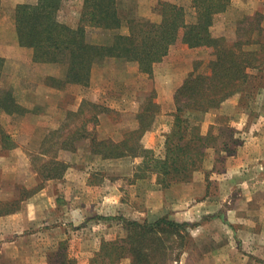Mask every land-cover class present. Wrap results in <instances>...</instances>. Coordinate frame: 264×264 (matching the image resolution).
<instances>
[{
	"label": "crops",
	"instance_id": "1",
	"mask_svg": "<svg viewBox=\"0 0 264 264\" xmlns=\"http://www.w3.org/2000/svg\"><path fill=\"white\" fill-rule=\"evenodd\" d=\"M263 2L264 0H243V6L239 9L249 15L251 14L250 8L257 10L259 8L256 6ZM163 3L183 7L186 13L187 23H196L197 14L193 8V0H118V11L123 20L122 26L112 31L98 29L97 33L93 36L94 41L92 42L90 40L91 43L108 45L112 43L117 35H128L129 20L134 19L160 23L162 21L160 7ZM234 11L228 8L222 15L218 14L215 17L212 30L214 31L215 27L219 25L225 27L229 23L235 24L236 22H233L234 20L231 19ZM221 16L222 19H219ZM203 50L205 49L172 47L169 55L162 62L154 66L152 76L142 73L136 63H126L127 66L122 65L123 67H121L118 62V65H115V67L111 66L110 70L107 71V66H109L107 62L110 59H105L99 63L100 65L97 64L93 67L89 86L67 84L68 66L66 64L35 63L33 61V51L30 49L23 47L15 48V52H18L19 56L16 55L14 58L17 59L15 62L19 61L22 64H19V66L24 67L25 73L21 74V77H23L21 79H29L28 83L30 85L33 80L38 78L44 80V83L39 82V88L37 90L32 87L34 86L32 84L31 87L33 89L30 88L31 90L24 92L27 93L24 95V98L29 95L32 101H37L39 106L44 105L47 107L52 105L61 112L62 110L77 111L85 102L95 103L104 109L102 113H99L98 117V137L100 140L105 139L106 141H112L114 143L123 141V133L126 130H138L139 121L137 120V115L139 113V96L136 92L130 95L124 91H116L113 84L119 82L117 80L109 81L111 79L109 77L110 73H113L114 69H117L120 72H124L125 75L127 73H135L138 80L150 78L154 84L155 101L159 105L160 112L155 119L153 129L144 135L141 144L146 149L156 150L158 153L156 155H162L165 142L163 140V134L169 133L173 127L176 111L175 93L183 84L186 74L193 71L194 59H197L199 52ZM111 61L117 60L111 59ZM11 66L13 67V64ZM174 74L177 77L176 80ZM48 78L53 79L54 82H49V84L45 83ZM40 88L44 92L41 93V96H37ZM33 106L38 107L34 104ZM26 108L34 113H28L25 116V121L34 119L35 125L38 123L42 127V124H44L52 130L57 129L55 127L58 126V121L56 123V120L46 121L42 119L41 117L45 115L41 114V112H35L31 105L26 106ZM249 113L248 110L240 105L239 99H230L218 110L205 114L203 123L200 124L203 135H206L211 127L214 129V134L218 135V130L222 126H219V123L217 124L216 118L225 115L231 118V126L236 131L235 137H239L241 141L238 143L239 145L234 147V153L232 155H227L223 151V153H226L222 157L226 159L224 171H218L219 162L217 161L218 156L216 150L209 149L202 169L195 172L191 182L163 189L157 183V176L154 174L151 175L149 173L147 178H139L140 168L138 166L143 164L142 158L132 159L131 161L127 158L112 160L100 159L97 161L101 163L102 168L98 169H93L91 165L94 164L90 162L85 163L87 168H80L81 172L78 171L79 169H75V171L71 168L70 173L64 179L66 188L63 190L64 193H62L63 195L66 194L68 199L73 201L72 204H69L64 214L69 217L73 215L76 217L77 215L79 218L82 217L80 219L83 220L87 215H90L91 210L86 209L88 207V201L84 200L85 202L73 205L74 200L76 198H82L84 195L86 197L88 195H98L100 192L107 194V191L103 192L105 190L102 189L103 187L95 188L96 186L92 184L97 172H100L97 175L104 179L108 177L109 181L112 182L111 184H113L111 186L113 191H117L119 197L124 196L127 190L119 182L123 179L119 178V175L125 170L124 166L129 163L132 174L130 186L132 187V196L135 201V219L143 222H155L164 216H169L182 223H198V226L191 232V236L194 238L198 237L199 241L209 239L211 241L210 243L213 244L214 247L206 249L204 252H197V260L193 259V254H190L191 252H184L181 264H264V151H262L264 150V140L261 139L260 135V132L264 133V115L254 120ZM112 115H121V117L128 115L131 119L133 117L134 124H126L125 121L116 122L112 119ZM255 121L257 124L254 123ZM106 124H108L107 128ZM253 126L254 128H252ZM22 127L23 130L28 129V125ZM32 131L34 130H31L29 134H32ZM30 139L26 144L31 143ZM82 145L88 151L91 150L90 139H87ZM20 148L22 151L24 150L23 145ZM253 149H260L261 152L258 154V151L253 153ZM1 150L4 152L8 151L5 149ZM15 151L18 150L15 149ZM73 154H78V151ZM0 155L3 154L0 153ZM14 163L16 162L13 161L12 165ZM72 166L76 167L75 165ZM92 172H95V174H92ZM208 173L209 176L207 178ZM0 181H3L1 177ZM52 182L55 183V181H49L47 187L43 188L31 201H28L29 199L22 201L20 211L0 217V221L4 222L2 224L4 228L0 230V241L3 242L2 245L7 244L5 246L9 247L12 243L23 240L22 235L28 229L29 224L27 220V217H29L27 216L28 211L32 212V209L41 206L42 196L49 195L53 197V199L51 198V208L53 211L55 208L58 209L59 206H63V202L58 203L59 195L57 194L54 199V192L48 187ZM210 182H213V186H210ZM143 184L145 187L138 189ZM4 197L5 199L14 198L12 193L2 194L0 191V199ZM37 216L42 215H36L35 217ZM35 217L28 219L29 221L30 219L36 220ZM45 221H42L41 226L43 227L36 228L37 230L35 232L37 233L34 235L44 232ZM97 225H99L97 229L99 232H104L110 228V225ZM38 227L40 226L38 225ZM56 229L60 231L61 226L59 225ZM64 233H66V229ZM116 234L121 235L120 232H110L101 237V239ZM100 240L93 241L95 242L93 252L97 250ZM71 242L73 244L72 249H78L79 256L87 259L91 258L92 253L88 257L83 254L84 249L81 248L80 241L72 240ZM43 251L40 252V249H38L35 252L36 254L32 255L34 257L31 256V259L41 260L44 264L45 257L43 256ZM126 261L130 262L129 260Z\"/></svg>",
	"mask_w": 264,
	"mask_h": 264
},
{
	"label": "trees",
	"instance_id": "2",
	"mask_svg": "<svg viewBox=\"0 0 264 264\" xmlns=\"http://www.w3.org/2000/svg\"><path fill=\"white\" fill-rule=\"evenodd\" d=\"M65 1L38 0L35 5H19L14 10V17L20 46L33 51L35 63L66 64L67 84H88L93 67L109 58L136 63L142 73L152 76L154 66L169 55L172 47L205 49L212 53L208 72H199L195 67L175 93L174 123L163 157L139 142L160 112L156 105L148 124L144 122V113L150 106L143 108L137 117L139 129L127 134L123 142L99 140L95 134L91 136L87 130L81 131L79 139L89 138L94 153L104 159L141 157L142 175H156L157 183L163 189L191 182L194 173L202 169L209 149H215L217 155L223 148L227 155L234 153L230 148L232 140L216 136L212 127L206 135L202 134L200 115L219 109L236 93H246L250 80L248 70L264 67V26L262 19L256 18L258 14L241 20L238 29L243 34L231 41L226 36H214L212 32L215 17L227 11L231 0H193L197 14V21L193 24L187 23L183 7L163 3L160 23L129 20L128 35H117L108 45H96L89 40L88 28L112 31L122 26L118 0H86L82 19L75 28L59 18ZM252 46L257 49L246 50ZM3 66L4 60L0 58V77ZM29 112L18 102L13 88H0V113L22 118ZM92 121L96 124L97 116H93ZM86 126L85 122L79 130L86 129ZM0 134L2 137L6 135L1 128ZM54 136L61 138L58 149L69 147L76 150L72 142H68V139L72 141V136L62 139L60 131L54 132ZM105 145H108L105 150L100 148ZM222 159L218 155L219 164L224 163ZM189 226L169 216L155 222H128L124 224V235L102 238L91 258L79 256L78 249H72V242L70 248L68 242H63L50 264H121L124 260L131 264H167L178 261L169 254L171 238L180 241L182 248Z\"/></svg>",
	"mask_w": 264,
	"mask_h": 264
},
{
	"label": "rangeland",
	"instance_id": "3",
	"mask_svg": "<svg viewBox=\"0 0 264 264\" xmlns=\"http://www.w3.org/2000/svg\"><path fill=\"white\" fill-rule=\"evenodd\" d=\"M85 1L86 0L65 1L59 12V18L61 22L75 28L82 19ZM37 2L38 0H0V58L4 60L3 72L0 77V88L3 89L13 88L17 100L22 106L28 107V105H31L34 108L35 112H39V113L41 112V114L45 115L44 117H41L42 119L46 121L56 120V123L58 121V126L55 127L57 129L52 130L51 128L45 126L44 124H42V127L41 124L38 123L35 125L34 119L31 121L30 120L25 121V116L24 118L23 117L15 118L6 115L5 113H0V128L5 131L6 133L5 136H7V137L5 136L2 137L0 134V153L3 154L0 155V177L3 179V181H0V188H2L0 191L2 192V194L12 193L14 196L13 199L12 197L11 199L10 198L5 199V197L3 199H0V217L5 216L6 215L5 213L8 211H11V213H16L20 211L22 201H26L27 199H29L28 201H31L43 188L47 187L49 181H55V183L53 182L50 183V186L48 187L50 188L51 191L54 192L53 193L54 199L56 198L57 194L59 195L58 203L63 202V206L61 207L59 206L58 209L55 208L53 211V209L51 208L53 197H50L49 195L42 196L41 197L42 204L40 203L41 206L37 207L36 209H32V212L28 211L27 216L29 217H27V220L29 224H28V229H26L22 235L23 240L12 243V245L9 247L5 246L7 244L2 245L3 242L0 241V264H43L41 260L37 261L31 259V256L36 254L35 252L38 249H40V252L44 250L43 251L44 253L43 256L45 257L44 264H50L51 260H53V255L60 248L61 243L68 242L67 244H69L72 240L73 241L78 240L81 242V248L84 249L83 250L84 255L88 257L92 253L93 256V249L95 248L94 247L95 242L93 241L100 240L101 237L105 236V234H108L110 232L111 233L120 232L121 235H124L125 234L124 224L128 222L144 223L143 221H138L134 217L135 201L132 196L133 193V191H131L132 187L130 186L131 185L130 179L132 174H131V166L129 163H127L124 166L125 170L121 172L119 175V178H123L119 182L122 183V185H124V188L127 190L124 196L122 195V197H119L118 192L113 191L111 187L113 184H111L112 182L109 181L108 177H105L104 179L103 177L97 175L100 174V172H97L92 184L96 186L95 188L103 187L102 189H105L103 192L107 191V194H103L102 192H100L98 195H93V196L88 195V197L84 195V197L76 198L74 200L73 205L80 204L81 202H85L84 200L88 201V207L86 209L91 210L90 215H87V217H85V219L83 220L80 219L82 217L79 218L77 215L76 217L74 215L69 217L64 214L65 210L69 207V204L73 203V201L68 199V196L66 194L63 195L64 193L63 190H65L66 188L64 179L66 175L70 173L71 168L74 170L79 169L78 171L81 172L80 168L82 169L87 168L85 163H89V162L94 164L91 165L93 169L102 168L101 163H99V161L97 160L100 159L104 160V158L100 155H97L92 150L88 151L87 148H85V146L82 145V143L89 138H85V139H79V138L82 134L81 131L87 130L88 133L91 134V136L95 134L99 139L97 134V126L99 125L98 117H99V113H102L104 109L101 106L96 105L95 103L85 102L84 105L81 108H79L77 111L62 110L61 112L60 110L55 109V107L52 105H49L47 107H45L44 105L39 106L37 104V101H32V98L29 95L25 96L24 98V95L27 94L24 92H27L33 88L37 90L39 88L38 85L39 82L44 83V80L38 78L36 80H33V82H31L30 85V83H28L29 79H21L23 78L21 77L22 76L21 74L25 73L24 67L19 66V64L20 65L22 64L19 63V61L15 62L17 59L14 58L16 55L19 56V53L15 52V48L21 47L19 43V37L15 23L14 10L19 5H24V4L35 5L37 4ZM242 2L243 0H231L229 8L233 9V11L235 10L233 12V16L231 19H233L234 20L233 22L236 23L235 24L229 23V25L225 27L224 26L221 27L220 25L218 27H215L214 31L212 30L214 36H226L227 39L234 41L237 38L238 34L241 33L243 34V32L239 31L238 25L239 22L248 15L243 13V11H240L241 9H239L242 8L243 6ZM256 7H258L259 9L255 10L254 8H250L251 14L249 15L252 16L258 14L256 18H258V20L262 19L261 23L264 26V2ZM238 12L240 13L238 14ZM161 19H162V14H161ZM219 19H222V16L219 17ZM87 31L89 32V40L93 42L94 41L93 36L95 35V33H97V30L93 28H88ZM241 36L243 37L245 35H241ZM255 49H257L256 46L246 48V50H255ZM211 58H212L211 52H208L207 50L200 51L197 59H194L195 62L193 65L194 66L193 71L195 70V67H197L198 68L197 70L199 72H205V73L208 72V65L211 61ZM109 59L110 61L107 62V64L109 65L107 66V71L110 70L111 66L115 67V65H118V62L121 67H123L122 65L127 66L126 63L128 64L132 63L122 59H116V58H109ZM111 59L117 61H111ZM12 64L13 67L11 66ZM120 69L121 71H123L122 68ZM193 71H191L190 73H192ZM190 73L186 74L185 79ZM248 73L250 74L249 84L246 86V90L248 91L243 94L236 93L228 100L239 99L240 105H242L243 108H245L250 112L249 114L251 115V118L256 120L264 115V67L250 69L248 70ZM109 77L111 78L109 79V81L117 80V82H119L113 84V87L116 91L118 92L124 91L126 92V94H130V95L135 94V92L138 94L139 113L143 110V108L150 106V108H148L149 111L144 113L146 116L144 122L148 124L150 119L153 118L155 114V110H156L155 105L159 110V105L155 101L156 95L152 80L150 78L138 80L135 73L133 74L127 73L125 75L124 72H120V70L117 69H114V72L110 73ZM174 78L175 80L177 79L176 75ZM47 81H45V83L49 84V82L51 83L54 82L53 79H49V78L47 79ZM32 84L34 86H32ZM85 86H89V83L86 84ZM39 90L40 91L37 96H41V93L44 92L43 90H41V88ZM228 100H226L225 102H227ZM33 104L37 105L38 107L33 106ZM223 104L221 106H223ZM41 109L42 111H40ZM212 111L215 110H211L209 112ZM29 113L32 114L34 112L30 111ZM93 116H97L96 124L92 121ZM111 117L116 122L125 121L126 124H134L133 117L131 119V117L128 115L125 117H121V115H112ZM200 118L202 119L200 120L201 121L200 124H201L203 123L205 115H200ZM216 119H217V124L219 123V126H222L220 127L221 129L218 130L219 134L216 136H221V138L223 137V140L225 139L229 141L232 140V142L230 143V148L231 150H234V147L236 145H239L238 143L241 140L239 137L237 136L235 137L236 131L234 127L231 126V121H230L231 118L225 115L222 117H217ZM85 122L87 123L86 129L79 130L81 129L82 124ZM254 123L257 124L256 121ZM154 124L155 121L153 122V126L151 127V129L148 131H151L153 129ZM25 125L26 126L28 125V129L24 128L25 130H23L22 126L25 127ZM107 126L108 124H106V128ZM252 128H254V126ZM31 130L34 131H32L33 132L32 134L31 133L29 134ZM56 131H60V134L62 135V139L66 137L70 138V136H72L73 137L72 141L71 139H68V142L69 144L70 142H72L76 150L73 151V149H70L69 147H67L66 149H58L59 148L58 142L59 140H61V138H57L56 136H54V132ZM148 131L142 134L141 139L139 141L140 144L142 143V138ZM131 132L134 131L126 130L123 133L124 135L123 140L125 139V136ZM222 133H224L223 136ZM260 133H261L260 134L261 139L264 140V133L262 132ZM115 134L117 135V133ZM170 134L171 131L169 133L163 134L164 137L163 140L165 141L164 147L162 149V155H158V156L161 157L164 156L165 143ZM29 139L31 143L26 144L29 141ZM101 140L104 141L105 139H101ZM21 145L24 146L23 151L20 148ZM107 146L108 145L100 146V148L105 150V147ZM141 146L143 145L141 144ZM222 148L223 145L221 149ZM1 149H5L8 151L4 152ZM15 149H17L18 151H15ZM76 151H78V154L74 155L73 153H76ZM153 151L155 152V154H158L156 150ZM223 151H225L224 148L218 154L221 156V158L226 155V153H223ZM254 152H257L258 154L261 151L260 149L259 150L253 149V153ZM125 158L131 161L132 159H138L141 157L132 158L129 156L123 158H110L107 160L125 159ZM223 160L224 163L219 164L218 171H224L225 169L226 159L223 158ZM13 161L16 162L14 163V165H12ZM72 165H75L76 167ZM142 167L143 164L141 166H138V168H140L138 174L140 179H144L145 177L147 178L149 176V173L142 175L141 172ZM92 174H95V172H92ZM208 176L209 175H207V178ZM51 177H56V178H51ZM144 184L139 186L138 189H140L141 187L144 188L145 187ZM209 184L210 186H213V182L212 183L210 182ZM97 208H99L100 210ZM36 215H42V216L35 217ZM31 217H35L36 220L30 219L29 221L28 218ZM71 218L73 219V221H71L72 220ZM171 219L174 220L173 218ZM44 220H46L45 221L46 224H44L45 225L44 232L38 235H34L37 233L35 232L37 230L36 228L43 227L41 225H42V221ZM176 222L182 223L179 221ZM63 223H67V224H63ZM2 224H4V222L0 221V230L4 228L3 227L4 225ZM97 224H101V226L110 225V228L109 230H106L104 232L103 231L99 232L97 230L99 228L98 227L99 225ZM38 225L40 227H38ZM59 225L61 226V230L57 231L56 227H59ZM197 226L198 223L190 224L188 228L189 233L184 241L185 245H183L182 248L180 241H177L175 238H171L172 243L170 245L171 251L169 254L170 255L172 254L173 259L178 258V261H170L167 264H181V260L184 252L187 253L191 252L190 254H193V259L197 260V255H198L197 252L199 253L204 252L206 249H210L214 247L213 244L210 243L211 241L209 239L199 241L198 237L194 238L191 236V232ZM65 229H66V233H64ZM41 247L43 248L41 249ZM69 248H70V244H69ZM121 264H131V263L124 260Z\"/></svg>",
	"mask_w": 264,
	"mask_h": 264
}]
</instances>
